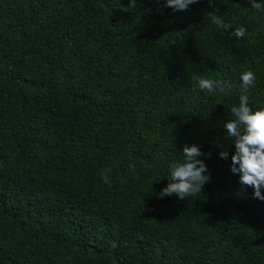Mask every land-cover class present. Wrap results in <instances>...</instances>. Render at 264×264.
I'll return each instance as SVG.
<instances>
[{
  "label": "trees",
  "instance_id": "obj_1",
  "mask_svg": "<svg viewBox=\"0 0 264 264\" xmlns=\"http://www.w3.org/2000/svg\"><path fill=\"white\" fill-rule=\"evenodd\" d=\"M129 4L0 0V264H264V201L224 128L241 95L264 108V10L216 0L225 31L208 0ZM193 144L210 182L158 198Z\"/></svg>",
  "mask_w": 264,
  "mask_h": 264
},
{
  "label": "clouds",
  "instance_id": "obj_2",
  "mask_svg": "<svg viewBox=\"0 0 264 264\" xmlns=\"http://www.w3.org/2000/svg\"><path fill=\"white\" fill-rule=\"evenodd\" d=\"M159 2V0H158ZM199 0H165V7L173 11H186L190 5ZM209 6L214 11L207 15L211 22L224 29L230 30L233 26L225 22L224 16L219 14L215 8L216 0H208ZM251 7L256 10H264V0H250ZM137 0H130L128 8H135ZM247 28L244 26L235 27L232 35L237 40L244 38ZM198 87L202 91L219 92L221 94L230 90L231 85L223 80H216L204 77H195ZM242 88L245 93L255 86L256 75L252 70L241 74ZM232 119L225 124L226 135L231 138L235 145V153L231 156L230 171L239 175L241 187H253L254 198L264 201V108L253 109L249 105L247 94L240 96L238 106L230 109ZM183 160L170 165V173L167 175L169 183L159 193L158 198L176 195L180 199L189 198L201 193L205 184L210 182L211 173L204 160V155L198 145H185L183 148ZM222 159H228V151L219 153Z\"/></svg>",
  "mask_w": 264,
  "mask_h": 264
}]
</instances>
